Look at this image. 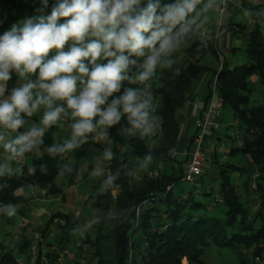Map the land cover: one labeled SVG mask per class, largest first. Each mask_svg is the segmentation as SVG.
I'll return each instance as SVG.
<instances>
[{"label": "trees", "instance_id": "1", "mask_svg": "<svg viewBox=\"0 0 264 264\" xmlns=\"http://www.w3.org/2000/svg\"><path fill=\"white\" fill-rule=\"evenodd\" d=\"M39 7L38 0H0V34L12 23L37 14ZM173 58L177 63L172 68L158 67L156 75L149 81L158 105L155 114L162 118L154 137L129 135L124 131L128 127L127 121L122 119L108 130V147L95 141V132L89 134L87 141L68 155L66 161H71L72 167L66 164L67 153L56 157L48 153L32 163L36 169L34 175H28L26 167L23 175L0 178V185L7 184V187H1L0 205H19L24 197L17 196L16 192L27 187L48 188V194L56 196L62 192L55 183L61 171L71 169L74 175L83 163L87 170L85 177H89L102 164L105 172L98 178L87 201L100 217V225L94 240L88 234L83 245L76 246L77 260L82 259L84 245H88L95 250V264H182L184 259L189 264H204L207 249L215 246L234 252L239 264H264V105L251 106V95L256 87L251 84L252 78H257L264 96V35L259 29L251 32L245 63L234 69L225 64L218 75L223 110L228 108L233 114L242 142L241 147L232 149L231 162L215 163L218 192H204L201 196L195 188L190 192H177L176 186L183 183L184 164L181 163H176L177 167L172 170L158 169V177H150L143 170L146 155L152 157L147 165L149 172L155 169L157 160L172 161L188 94L197 78L211 70L206 60L218 58L215 36L204 40L197 23L193 24ZM136 70L133 68L132 72ZM15 80L14 76L11 82ZM125 86L144 87L127 82ZM53 144L51 130L38 148L47 150ZM105 150L113 153L111 160H104ZM243 159L248 160V168L240 165ZM138 173L142 176L135 180ZM235 174L238 177L234 179ZM256 174L257 178L252 179ZM109 175H116L117 180L113 186L105 187L104 181ZM237 179H244L245 194L239 191ZM200 180L207 185L204 177ZM253 183L259 201L255 211L249 196ZM114 192H117L116 196ZM110 213L113 215L108 219ZM107 224L109 234L104 235ZM52 225H56L58 231L54 238L56 249L48 252L46 257L55 264L60 251L72 244L79 223L73 221L71 215L57 214L46 224L43 235ZM41 251L39 248L34 264H45ZM0 264L21 263L13 251L0 245Z\"/></svg>", "mask_w": 264, "mask_h": 264}, {"label": "clouds", "instance_id": "2", "mask_svg": "<svg viewBox=\"0 0 264 264\" xmlns=\"http://www.w3.org/2000/svg\"><path fill=\"white\" fill-rule=\"evenodd\" d=\"M38 3L37 14L0 34V178L23 175L26 154L42 145L46 131L64 118L71 122L70 137L47 148L53 157L80 147L91 133L107 136L122 119L129 135L154 137L162 118L155 114L149 81L158 67L177 63L173 54L196 23L202 0ZM14 76L17 83L9 88ZM125 82L144 87H126ZM41 112L38 123L29 122ZM103 158L111 160L113 153L105 150ZM151 160L146 155L142 167ZM27 169L28 175L35 174L34 166ZM116 180L109 175L104 186ZM0 211L11 218L17 206L9 203Z\"/></svg>", "mask_w": 264, "mask_h": 264}, {"label": "crops", "instance_id": "3", "mask_svg": "<svg viewBox=\"0 0 264 264\" xmlns=\"http://www.w3.org/2000/svg\"><path fill=\"white\" fill-rule=\"evenodd\" d=\"M216 3V0H202V3L197 6L196 23L199 34L204 40L210 39L213 35L215 36L218 58L217 60L210 58L206 60L211 70L202 73L197 78L188 94L185 108L181 112V134L171 157L172 161L167 162V166L164 167L163 161L157 160L154 172H157V169L161 168L172 170L174 167H177L176 163L185 165L188 160V153L192 148L196 124L202 118L210 102L214 72L217 73L221 67L224 68L225 64L230 69L243 65L246 61L249 34L255 29H259L264 35V0H249L243 5L230 4L222 19L221 27L218 25L219 15L216 11ZM16 83L17 80L10 81L9 88ZM251 84L257 86V78H252ZM41 115L42 112L38 113L36 116L30 118L29 122L38 123ZM215 121L216 126L211 130L207 138L208 147L212 153L206 166V172L207 170L209 171L208 168L213 167L212 165L216 163V159L217 161L221 159L220 154L217 153L216 155V152H214V148L217 150L221 137H223L224 116L222 115L221 118ZM70 123L67 118H64L61 124L53 126L46 133L52 130L54 143H63L65 139L70 137ZM234 124L237 125L235 121ZM95 141L104 147L109 146L108 136L101 138L95 133ZM71 152L65 155V161ZM46 154H48L47 150L39 148L26 154L24 160L21 161L24 169ZM3 155V150L0 149V160L3 159ZM66 164L71 167L73 165L71 161H66ZM13 166L15 167V165ZM143 170L148 172V174L152 173V171H148V166L144 167ZM95 171H99L101 174L85 177L87 170L86 165L83 163L80 165L79 172L74 175L71 169L61 171L55 183L57 188L62 190V192L56 196L49 195L48 188L39 190L27 187L17 191V196L24 197V201L17 205V215L9 218L3 211H0V245L13 251L19 260L28 264H34L37 261L39 248H41L42 262H48L46 256L49 250L47 251V249H56V243L54 242L56 235L54 231L55 229L57 230V227L56 225H52L46 235H43V231L53 216L62 214L71 215L73 218L75 209H79L77 205L80 206L82 204L89 209V213L93 212L97 215V212L90 207L87 201L98 184V178L105 172V167L99 164ZM141 176V173H138L135 175V180H139ZM215 190L216 188L214 187L212 192ZM114 193L117 194V192ZM3 206L0 205V209ZM73 221L77 222L74 219ZM38 236L40 239L37 242L36 238ZM51 244H53L52 247H50Z\"/></svg>", "mask_w": 264, "mask_h": 264}, {"label": "rangeland", "instance_id": "4", "mask_svg": "<svg viewBox=\"0 0 264 264\" xmlns=\"http://www.w3.org/2000/svg\"><path fill=\"white\" fill-rule=\"evenodd\" d=\"M155 104L157 105V102H155ZM259 105H264V96L262 94L261 88L259 85H257L255 87V90L253 92V94L251 95V106H259ZM158 107V105H157ZM223 116L225 119V123H224V127L222 128V130H224L223 132V137H221V142L220 145L222 147L228 146V144H231L233 141L236 140V135H237V127L234 124V116L231 113V111L228 108H225L223 110ZM228 136V137H226ZM214 152L219 153L218 150H216L214 148ZM221 157V156H220ZM174 159V158H173ZM221 159H218V161H220ZM217 161V159H216ZM231 162V160H228ZM221 162V161H220ZM215 163V162H214ZM222 164H224L225 162H221ZM233 163V161H232ZM167 162L163 163V166H167ZM240 165H242V167H247L248 165V160L247 159H243L242 162H240ZM213 167L208 168L209 171L205 170V174H204V181L207 183V185H203L201 183V180H198L197 183L193 184V183H186L183 182L181 184H178L175 188V190L177 192H190L195 188V192H197V194L199 196H201L202 193H206V192H211L213 193V188L217 187L216 183V164L212 165ZM155 168V166H154ZM153 168V169H154ZM248 168V167H247ZM103 170V168H101ZM156 170V169H154ZM158 170V169H157ZM159 172V171H158ZM152 173H154V171H152ZM248 175H245V178ZM238 174H235L233 176V178H237ZM254 177V176H253ZM254 179V178H252ZM244 181V179H237V185L238 189L241 193H244V187L242 186V182ZM91 185V184H90ZM93 185V184H92ZM255 189L252 188V191L250 192L251 194H249L251 200H253V204H250L251 206H254L255 210H257L258 205H259V201H258V195L255 193L254 191ZM254 191V193H252ZM216 192H218V188L216 189ZM245 194V193H244ZM114 196H116V193L113 194ZM214 206V203L212 205V207ZM79 209H75V212L73 213V219L76 220L80 225H79V230L77 232L74 233V238L72 241V244H70V246L65 249L64 251H67L68 253H71L73 255V259H66L64 262H59L57 261L55 264H78L77 261L80 264H95L96 260L94 259V249H91L88 245H84V252L82 254V259H76V246L77 245H83L82 241L85 240L86 236L88 234L92 235L93 240L96 238V233H97V226L100 225V217L98 216V214L96 215V213H89V209L86 208L83 204L78 206ZM210 207V208H212ZM92 211V210H91ZM94 211V210H93ZM112 213L109 214L108 219H111L112 217ZM106 228L104 230V232L102 234L104 235H108L109 234V228H108V224L106 225ZM55 235H57L58 231L55 229L54 231ZM81 233H83V235H81ZM39 237V236H38ZM37 237V238H38ZM52 242V241H51ZM49 250V252L53 251V248H49L47 249V251ZM14 251H16L14 249ZM64 251H60L59 254H61V252ZM203 262L204 264H239L236 255L234 254V252L229 251V250H225V249H219L215 246L210 247L209 249H207L205 257L203 258ZM45 264H52L49 261L46 262ZM182 264H189L187 259H184Z\"/></svg>", "mask_w": 264, "mask_h": 264}, {"label": "built area", "instance_id": "5", "mask_svg": "<svg viewBox=\"0 0 264 264\" xmlns=\"http://www.w3.org/2000/svg\"><path fill=\"white\" fill-rule=\"evenodd\" d=\"M216 11L219 15V23L218 25L221 27L222 19L227 12V8L230 4L243 5L247 3L249 0H216ZM223 67L219 69L216 75L212 79V90L210 94V102L205 109L202 118L196 124V133L193 137L192 148L188 153V160L184 165L183 172V182L186 183H197L200 180L206 170V166L210 160L211 150L208 147L207 138L209 133L216 126V119L221 118L223 115V105L219 95L218 90V75L222 71ZM242 142L239 138L238 134L236 135V140L233 141L228 146L222 147L221 145L217 146V150L221 156V162H228L229 156L232 152L233 148L241 147ZM175 156V155H174ZM173 156V157H174ZM150 177H158L159 172H154L149 175ZM258 174L254 176L256 179ZM252 188L256 189L255 183L252 184ZM40 237L36 238L38 241ZM66 259H73V255L68 253L67 251L61 252L59 255V262H64ZM21 264H28L22 260H20Z\"/></svg>", "mask_w": 264, "mask_h": 264}]
</instances>
